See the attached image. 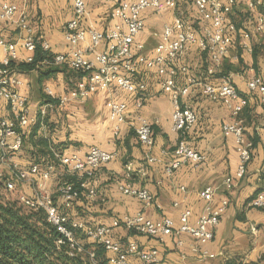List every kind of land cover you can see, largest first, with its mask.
Masks as SVG:
<instances>
[{"label":"crops","instance_id":"crops-1","mask_svg":"<svg viewBox=\"0 0 264 264\" xmlns=\"http://www.w3.org/2000/svg\"><path fill=\"white\" fill-rule=\"evenodd\" d=\"M11 1L24 3V0ZM86 3L88 13L82 23L84 26L105 31L118 21L111 17L116 6L113 0H86ZM250 3H254V7H250ZM26 7L31 25L37 35L40 33L39 36L49 43L52 52H66L69 45L65 31L73 17L72 0H27ZM176 14L192 20L199 32L203 24L210 22L209 19H200L190 0H182L174 10L164 4L161 11L152 8L143 11L145 27L137 41L142 42L145 48L137 50L135 55L141 71L136 79L147 83L145 95L138 105L137 99L118 87L109 92L115 100L127 103L125 122L117 124L110 117L106 106L109 95L105 92L93 94L85 101L72 100L60 105L58 96L67 94L82 74L69 68L60 69L40 82L39 71L22 72L14 67L18 75L31 83L29 88L23 87L22 92L29 97L31 115L36 119L42 118L39 133L64 148L63 152H77L85 156L93 145L118 152V157L103 165L92 180L98 193L96 199L90 203L80 200L72 208L74 220L91 225L111 224L115 218L133 216L142 211L153 220L170 217L179 224L182 211L190 208V221L196 223L208 205L200 191L214 186L217 191L211 204L217 206L226 197L229 206L221 216L214 238L200 245V251L193 250L196 241L187 233L179 237L169 235L159 240L121 226L114 230V237L124 244L137 241L144 250L157 249L158 262L153 264H264V210L250 204L264 187V102L248 85L257 75L264 80V30L255 28L258 15L264 16V0H237L230 18L238 26L239 32L217 73V76H230L238 92L248 98L242 119L245 135L252 142V155L242 178H236L241 162L237 138L232 134L227 136L223 131V124L232 120L231 111L221 100L207 96L199 84L192 85L189 93L181 94L179 100L182 107L193 108L197 114L196 122L185 138L206 159L199 165L183 163L172 175L166 172L180 134L173 128L171 96L162 90L161 76L156 68H148L146 63L160 41L164 25L171 22ZM245 32H250V38H243ZM0 33L7 40L18 43L19 59L15 60V64L26 61L31 53L22 46L23 33L14 24L2 20ZM89 43L87 40L82 46L87 48ZM245 44H249L250 48ZM100 47L103 48L102 45ZM5 56L0 45V62ZM88 57L93 58V54L88 53ZM176 64L178 67L188 66L186 72L179 69V86L188 85L192 77L205 80L209 76L207 69L210 60L195 45H190ZM42 68L47 66L43 65ZM46 86H50L56 96L48 95ZM6 106L5 101H0L2 112L9 114ZM140 116L153 124L155 145L151 152L137 136ZM30 146L32 148L24 141L22 149L11 154L12 161L18 167L28 168L33 163ZM52 151L55 152L54 149ZM150 155L156 158L155 161L149 160ZM128 163H132L133 167L130 178L127 176ZM58 164L56 173L47 182V190L54 197L57 196L60 180L67 174V169ZM144 170L146 173H143ZM4 171L5 174L9 173L7 169ZM229 177L234 179L231 186L226 183ZM125 183L148 189L154 195L155 204L146 207L137 197L122 192L120 186ZM19 188L18 194H33L32 187L25 183H21ZM178 240L183 243L178 244ZM133 260L140 262L137 257H133Z\"/></svg>","mask_w":264,"mask_h":264},{"label":"built area","instance_id":"built-area-1","mask_svg":"<svg viewBox=\"0 0 264 264\" xmlns=\"http://www.w3.org/2000/svg\"><path fill=\"white\" fill-rule=\"evenodd\" d=\"M26 1L19 4L11 0H0V20L14 24L23 33L22 46L31 53L26 61L31 62L34 58L37 39L42 40V37L37 35L30 23ZM113 1L116 2V6L111 17L118 21L112 28L98 31L82 24L88 13L86 0H72L73 17L68 22L65 31L68 50L55 54L53 60L47 63L66 65L69 69L82 73L67 94L58 96L60 105H66L72 100L85 101L93 94L105 92L109 95L106 106L110 117L120 124L126 121L127 103L115 100L109 92L114 87H118L137 99L140 105L147 90V83L136 79L141 71L135 54L137 50L145 48L142 42L137 41L145 27L143 11L148 8L161 11L164 4L174 10L178 8L182 0ZM190 1L195 5L200 19H209L210 22L203 24L199 32L192 20L174 15L173 20L164 25L160 41L146 63L148 68H156L161 76L162 90L171 96L174 106L173 128L180 134L179 142L166 172L172 175L183 163L191 162L199 165L206 159V156L192 148L185 138L187 132L194 126L197 114L193 108L182 107L179 100L181 94L189 93L192 85L199 84L203 86V92L207 96L221 100L231 111L232 120L223 124V131L225 135L232 134L237 138L241 162L236 178H242L252 155V142L245 135L244 120L241 117L243 109L248 104V98L238 92L230 76H217L239 32L238 26L230 18L237 0ZM249 5L254 7V3ZM255 28L258 31L264 30L263 15H258ZM242 36L248 39L250 32H245ZM87 40L90 43L87 48H84L82 45ZM0 45L6 54L0 62V101H5L10 112L5 114L0 109V179L4 180L5 189L11 192L17 190L18 184L21 183L32 187L33 194L20 193L18 194L19 200L27 207L43 208L48 219L71 240L72 245L79 246L74 231L67 226L70 218L65 210L73 208L82 195L91 201L96 199L98 193L92 180L103 165L118 157V152L93 145L85 156L77 152L58 154L61 166L67 169L68 175L77 178L78 183L65 181L58 186L57 194L62 203L60 207L54 196L47 190V182L58 169L56 163L32 164L28 168H20L12 161L11 154L22 148L21 130L29 127L37 119L36 116L31 115L28 95L22 92V88H29L31 83L18 75L11 66L12 61L19 59L18 43L7 40L0 33ZM101 45L103 48L100 47ZM190 45H195L207 55L210 60L207 69L209 76L205 80L192 77L188 85L179 86L177 84L179 69L186 72L188 66L178 67L176 61L186 53ZM42 46L50 49L49 43L45 40L42 41ZM245 46L250 48L249 44ZM88 53H92L93 58H89ZM248 85L250 90L258 93L261 101L264 102L262 76H254ZM45 92L56 96L50 86L45 87ZM136 132L139 141L148 152H151L155 145L153 124L147 118L140 116ZM155 159L152 155L149 156L150 161H155ZM132 168V163H128L127 176L129 178L132 176ZM4 169H7L9 173L5 174ZM143 173H146L145 170ZM226 183L231 186L234 184V179L229 177ZM120 189L125 194L140 199L146 207L155 204L154 195L144 187L139 188L131 183H125L120 186ZM216 191L217 188L214 186H207L200 191L201 197L208 201V205L196 223L190 221L192 210L185 208L181 213L179 224H176L170 217L153 220L140 211L133 216L115 218L111 224L88 226L82 220H74L72 225L78 229L86 228L91 239L105 246L110 253L109 264H153L158 262L157 249L144 250L137 241L124 244L114 237V230L123 226L128 230L156 237L159 240L169 235L179 237L187 233L196 241L193 250L198 252L200 245H205L214 238L221 216L229 206V199L226 197L221 199L217 206L211 204ZM250 204L264 210V187L252 198ZM156 205L161 207L159 204ZM182 243V240H178V244ZM90 254L94 260L95 253ZM209 256L213 257L214 254H209ZM133 257H137L140 262H135ZM93 264L102 263L94 260Z\"/></svg>","mask_w":264,"mask_h":264},{"label":"trees","instance_id":"trees-1","mask_svg":"<svg viewBox=\"0 0 264 264\" xmlns=\"http://www.w3.org/2000/svg\"><path fill=\"white\" fill-rule=\"evenodd\" d=\"M42 41L43 39H37L33 61H22L18 64H15V61L11 62L12 67H17L22 72L39 71L40 82L60 69H68L66 65L47 63L53 60L55 53L52 52L51 48L45 49L42 46ZM43 65L47 68L43 69ZM41 122L42 118L39 117L29 127L21 130L23 143L26 141L32 145L29 150L30 158L33 160L32 164L44 165L48 162H54L59 165L57 155L65 153L63 152L64 148L39 133L42 126ZM65 181L78 184L77 178L66 174L58 186ZM8 192L11 191L5 189L4 180L0 179V264H93L94 260L102 264H109L110 253L105 246L91 239L86 228L78 229L72 225L74 221L71 214L72 208L65 210L70 218L67 226L74 231L79 246L72 245L71 240L48 219L43 208L27 207L19 200L18 194L14 198L8 195ZM54 198L62 207L58 194ZM80 200L93 202L85 195H82L78 201ZM85 224L88 226L95 225L87 222ZM91 252L95 253L94 260L91 257Z\"/></svg>","mask_w":264,"mask_h":264},{"label":"rangeland","instance_id":"rangeland-1","mask_svg":"<svg viewBox=\"0 0 264 264\" xmlns=\"http://www.w3.org/2000/svg\"><path fill=\"white\" fill-rule=\"evenodd\" d=\"M40 35V33H38V36ZM43 39V38H42ZM182 57V56H181ZM5 172V171H4ZM20 188H19V184H18V186H17V190H19ZM17 190H15V191H12V192H8V195H11L12 197H16L17 196Z\"/></svg>","mask_w":264,"mask_h":264}]
</instances>
